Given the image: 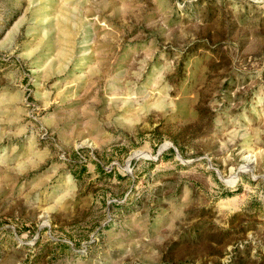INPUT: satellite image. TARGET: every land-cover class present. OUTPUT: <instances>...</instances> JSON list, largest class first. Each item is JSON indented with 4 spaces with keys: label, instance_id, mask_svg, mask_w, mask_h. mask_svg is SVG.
Segmentation results:
<instances>
[{
    "label": "rangeland",
    "instance_id": "1",
    "mask_svg": "<svg viewBox=\"0 0 264 264\" xmlns=\"http://www.w3.org/2000/svg\"><path fill=\"white\" fill-rule=\"evenodd\" d=\"M0 264H264V0H0Z\"/></svg>",
    "mask_w": 264,
    "mask_h": 264
}]
</instances>
